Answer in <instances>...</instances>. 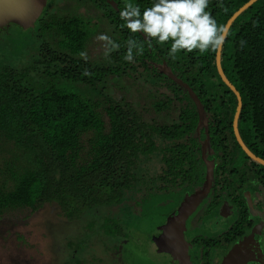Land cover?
Instances as JSON below:
<instances>
[{
  "label": "trees",
  "instance_id": "trees-1",
  "mask_svg": "<svg viewBox=\"0 0 264 264\" xmlns=\"http://www.w3.org/2000/svg\"><path fill=\"white\" fill-rule=\"evenodd\" d=\"M68 1L79 3L78 10L61 12L51 5L37 18L31 29L35 51L28 63L12 64L0 51V146L10 152L1 169L0 219L13 209L37 212L53 205L75 221L97 207L128 203L139 209L165 192L206 189L207 168L213 165L206 160L208 145L226 172L213 166V188L204 206L209 214L230 200V232L236 235L227 231L192 239L209 258L210 246L229 245L251 226L242 194L251 178L264 187V166L246 154L235 136L238 99L219 74L217 51H180L173 59L170 42L153 40L130 63L123 59L126 41L143 42L145 37L120 26L125 0ZM248 1L209 0L206 11L225 26ZM131 2L141 10L151 5V0ZM101 34L121 45L107 58ZM165 68L193 89L202 112L188 88ZM222 68L242 96L241 137L264 158V0L230 27ZM155 154L158 169L143 172L144 157ZM124 218L103 219L100 228L113 243L134 236ZM157 240H152L155 249ZM73 263L85 264L80 259Z\"/></svg>",
  "mask_w": 264,
  "mask_h": 264
},
{
  "label": "rangeland",
  "instance_id": "rangeland-1",
  "mask_svg": "<svg viewBox=\"0 0 264 264\" xmlns=\"http://www.w3.org/2000/svg\"><path fill=\"white\" fill-rule=\"evenodd\" d=\"M51 5L54 8L58 6L61 12L79 8V3L73 1L44 0L40 15ZM35 22L25 25L26 27L10 23L0 28V51L10 63L22 65L30 61L29 54L35 51V44L31 42L35 38L31 31ZM9 155V147L0 146V181L5 178L1 169H4L5 159ZM159 162V154L144 157L141 170L152 173L158 169ZM202 192L203 187L178 193L165 192L140 205L139 209L130 208L128 203L123 206L97 207L75 221L61 216L59 209L53 205H47L37 212L13 209L0 219V264H74L76 259L85 264H199L202 261V249L192 239L216 238L234 221V217L229 218L228 214H224L225 206L215 208L208 214L204 206L208 194L204 195ZM242 194L248 199L250 215L255 217L257 210L254 208L255 215L251 214V198L256 197L258 192L248 186L243 189ZM196 196L200 197L199 204L196 203L193 207L191 205ZM225 205L232 208L230 200ZM107 215H127L124 223L134 236L119 241L113 239L117 245L115 246L112 239H107L100 228ZM182 216L183 220L175 224L174 228L188 243L178 247L175 253L160 254L152 240L162 235L167 224L180 220ZM218 217L222 221L216 225ZM263 220L264 215L255 221L254 227L245 230L246 236L250 238L248 242L252 245H236L239 248L235 250V247L231 254L234 264H264ZM226 254V251L220 252L214 248L206 262L227 264ZM231 259L228 258L230 262Z\"/></svg>",
  "mask_w": 264,
  "mask_h": 264
},
{
  "label": "clouds",
  "instance_id": "clouds-1",
  "mask_svg": "<svg viewBox=\"0 0 264 264\" xmlns=\"http://www.w3.org/2000/svg\"><path fill=\"white\" fill-rule=\"evenodd\" d=\"M208 5L209 0H151V5L141 10L139 4L125 0L119 13L124 22L120 26L131 33H143L145 40L140 42L129 38L123 59L133 62L136 55H143L144 43L151 47L153 40L160 45L170 42L168 55L173 59L180 51L198 50L204 54L209 50H219L226 39L227 29L224 25H218L210 12L206 11ZM98 39L107 42L106 58L121 47L105 34ZM80 55L87 59L85 53Z\"/></svg>",
  "mask_w": 264,
  "mask_h": 264
},
{
  "label": "water",
  "instance_id": "water-1",
  "mask_svg": "<svg viewBox=\"0 0 264 264\" xmlns=\"http://www.w3.org/2000/svg\"><path fill=\"white\" fill-rule=\"evenodd\" d=\"M256 1L258 0H249L246 2L242 7H240L227 21L225 27L227 29V35L230 30V27L236 20V18L244 12L246 9H248L250 6H252ZM44 0H0V28H3L5 26H8L10 23H17L21 26L26 27L25 25L29 26L32 25L35 20L39 17L42 5ZM226 35V38H227ZM226 40V39H225ZM225 43V41H224ZM223 45L220 47L219 50L216 52V64L219 71V74L222 78V80L231 88V90L236 94L238 99L237 109L233 121V127L235 136L237 138V141L241 145V147L244 149L246 154L254 161L258 162L259 164H262L264 166V159L257 156L254 152H252L248 146L243 141L240 131H239V118L243 106L242 96L238 89L235 87V85L228 79L226 76L223 68H222V52H223ZM165 73L168 74L171 78H173L175 81L179 82L186 88H188L191 97L193 98L194 102L196 103L198 109L202 112L203 111V105L199 97L196 95V93L193 91V89L185 82L181 81L176 75H174L171 71H168L166 68L164 69ZM213 173V165L209 168L208 171V183L210 181L211 174ZM204 194H208V191H206ZM196 195H202V194H196ZM194 203L191 205L195 207L196 203L199 204V196H196ZM190 208H193L191 207ZM189 208V207H188ZM190 210V209H188ZM187 211V210H186ZM182 216L179 219L171 222L170 224H167L165 227V231L160 236V240L157 242L158 252H174L178 247L185 245L188 243L187 239L183 237L182 234L177 233L174 225L181 222L183 220ZM236 247L235 250H237ZM234 251V249H233ZM232 251V252H233ZM239 251V249H238ZM230 252V253H232ZM175 253V252H174ZM231 254L227 255V264L230 262L228 258H232L230 263H233L234 257H230Z\"/></svg>",
  "mask_w": 264,
  "mask_h": 264
},
{
  "label": "flooded vegetation",
  "instance_id": "flooded-vegetation-1",
  "mask_svg": "<svg viewBox=\"0 0 264 264\" xmlns=\"http://www.w3.org/2000/svg\"><path fill=\"white\" fill-rule=\"evenodd\" d=\"M234 128V127H233ZM235 133V132H234ZM239 143V142H238ZM205 147V151H206V160H207V163H212L214 168L216 167H220L222 168V173L226 172L224 169L225 167L221 165V163L219 162V158H218V155L213 153L211 150H210V147L208 145H204ZM260 157V156H259ZM262 158V157H261ZM264 159V158H263ZM262 165V164H261ZM208 168H207V172H206V189L203 188V192L202 194H204L206 191H208V195H210L211 193V190L213 187H211V182H212V178L210 179L209 183H208ZM211 177H213V173L211 174ZM255 179L257 178H251L250 182H248L247 186L246 187H251L252 189H254L256 192H258V194H255L256 197L254 198H251V206H252V211H251V214L253 213V215H255L254 213V208L257 210V214L255 215V217H253L252 215L251 218H252V223H251V226L249 228H252L254 227L255 225V221L256 220H259L260 217H262L264 215L263 211H264V187L260 185V183L258 181H255ZM239 184V183H237ZM197 193V192H195ZM247 199V197H246ZM248 201V199H247ZM225 206V207H224ZM134 207L136 208V205L134 204ZM222 207V206H221ZM223 207H224V211L225 213L224 214H228V217L229 218H233L232 215H234V205L232 204V208H229L225 205V203L223 204ZM262 211V212H261ZM223 214V213H222ZM218 222H216V225L218 223H221V219L218 217ZM233 223V222H232ZM263 224H264V220H263ZM232 225H230L228 227V229L223 233L225 234L227 231L228 233L232 230ZM228 235H233V236H236L235 234H231V232L228 234ZM160 240V237L158 238V240L156 241V243ZM222 240V239H221ZM250 240V238H248L245 234V232L240 235V236H237L235 237L231 243L229 245H223V243H220L218 245H212L210 246L208 249L210 250V252L212 251V249L216 248L217 250H220V252L223 251H226L227 254H232L230 252L233 251V249L236 247V245L239 243V244H245L246 246L247 245H252V243H249L248 241ZM238 246V245H237ZM157 249V252H158V247L156 248ZM178 249V248H177ZM176 251V250H175ZM171 252H163L160 254H163V255H168L170 254ZM202 254H203V251H202ZM231 257V255H230ZM202 261L199 263V264H209L208 262H206V259H208L207 257H204V256H201ZM229 264V263H228ZM230 264H234V259H233V263H230Z\"/></svg>",
  "mask_w": 264,
  "mask_h": 264
}]
</instances>
